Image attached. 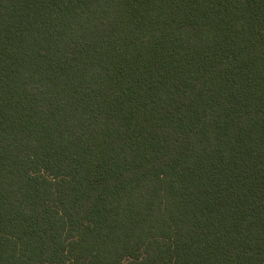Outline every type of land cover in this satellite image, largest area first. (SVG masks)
I'll use <instances>...</instances> for the list:
<instances>
[{
  "label": "trees",
  "instance_id": "obj_1",
  "mask_svg": "<svg viewBox=\"0 0 264 264\" xmlns=\"http://www.w3.org/2000/svg\"><path fill=\"white\" fill-rule=\"evenodd\" d=\"M0 264H264V0H0Z\"/></svg>",
  "mask_w": 264,
  "mask_h": 264
}]
</instances>
